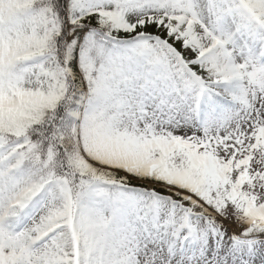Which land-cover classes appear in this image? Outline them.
<instances>
[{"label": "snow or ice", "instance_id": "obj_1", "mask_svg": "<svg viewBox=\"0 0 264 264\" xmlns=\"http://www.w3.org/2000/svg\"><path fill=\"white\" fill-rule=\"evenodd\" d=\"M0 264H264V0H0Z\"/></svg>", "mask_w": 264, "mask_h": 264}]
</instances>
